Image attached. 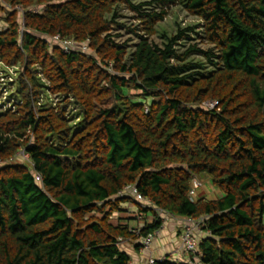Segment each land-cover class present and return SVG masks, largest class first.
Listing matches in <instances>:
<instances>
[{
  "label": "trees",
  "instance_id": "1",
  "mask_svg": "<svg viewBox=\"0 0 264 264\" xmlns=\"http://www.w3.org/2000/svg\"><path fill=\"white\" fill-rule=\"evenodd\" d=\"M6 2L0 59L16 76L15 107L0 110V264H130L121 239L155 238L158 210L205 219L203 264H264V0ZM121 5L140 23L125 41ZM178 5L200 23L159 44L156 25ZM55 35L90 49L64 52ZM202 173L221 197L190 194ZM128 185L150 202H135L138 232L119 215Z\"/></svg>",
  "mask_w": 264,
  "mask_h": 264
},
{
  "label": "built area",
  "instance_id": "2",
  "mask_svg": "<svg viewBox=\"0 0 264 264\" xmlns=\"http://www.w3.org/2000/svg\"><path fill=\"white\" fill-rule=\"evenodd\" d=\"M14 9L11 4L7 3L6 0H0V31H4L8 28V22L6 21L7 17V10H12ZM16 9L19 11V18L21 22V27L19 29L20 36L23 35L24 31V10L20 7L17 6ZM44 7L39 6V7H33L31 9L32 12L34 13H41L43 11ZM50 43H55L61 46L64 52H72V51H81V52H88L89 51V46L86 42L80 44L77 43L74 39L71 38H63L60 35H55L52 38H48ZM112 65V64H111ZM110 65V66H111ZM15 69L14 67H9L7 66L1 59H0V110L1 109H7V108H12L14 109V104H15V99H12L9 96V86H8V81L13 80L12 77H15ZM55 101V100H54ZM53 101V102H54ZM218 101L210 100V101H205L202 106L206 108H214L218 105ZM148 111V109H147ZM21 157L25 158V160H30L29 155L24 151L21 150L18 153ZM1 162V161H0ZM37 177H40L39 175ZM202 182L199 181L198 179H195L193 181V186L190 191V194L192 196H195L197 189L201 188ZM119 195L121 197L129 196L132 199V202H125V208H134L133 214L135 217L138 219V230L142 228L145 224V219L140 213L138 206L135 204V202L141 204L143 207H146L150 205V202L148 199H146L138 190V188L135 185H128L126 186L120 193ZM160 214L164 213L161 210H158ZM114 215L118 216V213H115ZM205 222L204 218L201 219H192V218H186L184 230L180 235V241H181V249L187 253L188 255H194V258L191 257L189 260V264H203L200 262V259L197 260L198 256L196 254L199 251V243L200 239L197 236V232L202 231L201 230V225ZM154 239V235H148L141 237L138 240V243L140 245L139 247V252L140 253H145L148 252L152 242ZM125 241L124 239H121V243ZM162 259H156L154 257H150L148 259V264H158L159 261Z\"/></svg>",
  "mask_w": 264,
  "mask_h": 264
},
{
  "label": "rangeland",
  "instance_id": "3",
  "mask_svg": "<svg viewBox=\"0 0 264 264\" xmlns=\"http://www.w3.org/2000/svg\"><path fill=\"white\" fill-rule=\"evenodd\" d=\"M136 3L144 4L142 8L146 11H159L160 6L155 0H135ZM117 21L121 24V26L116 27L115 33H119L121 37L119 38L120 41H125L127 39H131L130 37H136V34L133 30L139 28V21L136 19V14L128 9L124 5H121L116 8L115 12ZM109 17H112L110 15ZM200 23V20L190 14H188L180 5L174 6L169 9L168 15L164 18V20L160 21L156 27V35L154 36V40L159 44H163L164 42L168 41V37L173 36L177 33L178 29H184L187 27H193ZM125 26V27H124ZM131 30V31H130ZM192 39H184L182 40L177 49L180 52H183L188 45L195 39V32H191ZM190 60H200L199 56L191 57ZM135 93V90L133 91ZM151 99H149V102ZM29 163L30 160H27ZM199 181L202 182V186L199 190L196 191L195 198L199 196H203L206 199H218L223 195V192L216 187L210 176L206 173H202L200 177H197ZM124 218L133 217L129 214L124 208L123 211L120 212ZM117 216L114 215L113 218ZM183 232V228L180 229V233ZM134 240H125L121 244V247L125 248L128 244L133 245ZM181 264H186L185 261H180Z\"/></svg>",
  "mask_w": 264,
  "mask_h": 264
},
{
  "label": "crops",
  "instance_id": "4",
  "mask_svg": "<svg viewBox=\"0 0 264 264\" xmlns=\"http://www.w3.org/2000/svg\"><path fill=\"white\" fill-rule=\"evenodd\" d=\"M125 204H122V208H124L129 214H131V219L135 218L133 214L134 208H125ZM153 208V206H150ZM148 218H146L148 223H151L154 219L151 212H148ZM120 216L121 213H119ZM163 219V225L161 230L155 235L153 239L152 245L148 252L140 253L139 249L135 248V242L133 245L128 244L124 250L130 255L131 261L130 264H148V259L150 257H154L156 259H164L168 258L173 262L185 261L186 264H189V259L192 255H188L181 249V241H180V229L185 226L186 218H179L175 216H171L167 213L160 214ZM123 217V216H122ZM133 220V219H132ZM130 221L132 224H136V222ZM206 235L204 230L197 232V236L199 238H203ZM199 260V258H197Z\"/></svg>",
  "mask_w": 264,
  "mask_h": 264
}]
</instances>
